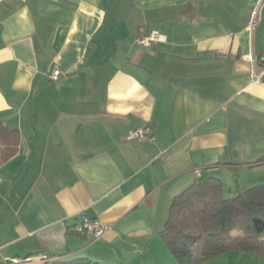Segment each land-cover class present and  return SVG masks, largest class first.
<instances>
[{"label":"crops","instance_id":"obj_1","mask_svg":"<svg viewBox=\"0 0 264 264\" xmlns=\"http://www.w3.org/2000/svg\"><path fill=\"white\" fill-rule=\"evenodd\" d=\"M263 70L264 0H0V264H177L159 237L174 197L264 185Z\"/></svg>","mask_w":264,"mask_h":264},{"label":"trees","instance_id":"obj_2","mask_svg":"<svg viewBox=\"0 0 264 264\" xmlns=\"http://www.w3.org/2000/svg\"><path fill=\"white\" fill-rule=\"evenodd\" d=\"M10 134L0 124V165L13 156ZM224 195L223 184L210 178L174 197L159 237L177 264H207L231 252L264 259V185L230 199ZM55 264L97 263L78 259Z\"/></svg>","mask_w":264,"mask_h":264},{"label":"built area","instance_id":"obj_3","mask_svg":"<svg viewBox=\"0 0 264 264\" xmlns=\"http://www.w3.org/2000/svg\"><path fill=\"white\" fill-rule=\"evenodd\" d=\"M259 15L258 9L254 11L253 13V21L251 23V27L253 28L256 25L257 18ZM142 35L139 39V44L145 47H150V45L153 42L161 41L163 40V37L157 33V32H152V33H145V31L141 30ZM264 73V70L262 71ZM61 76V73L59 70L53 71L50 75L49 78L52 81H57ZM258 75H255L253 78L258 80ZM150 132L148 130L144 129H137L135 131H132L128 134V140H153L154 138L149 134ZM109 230V227L104 226L101 224L99 221L91 220L89 218H85L83 223L77 227V232L84 234V235H91L96 239H101L105 235V233Z\"/></svg>","mask_w":264,"mask_h":264},{"label":"rangeland","instance_id":"obj_4","mask_svg":"<svg viewBox=\"0 0 264 264\" xmlns=\"http://www.w3.org/2000/svg\"><path fill=\"white\" fill-rule=\"evenodd\" d=\"M214 263H218V262H214ZM214 263H212V264H214ZM218 264H225V262H219Z\"/></svg>","mask_w":264,"mask_h":264}]
</instances>
